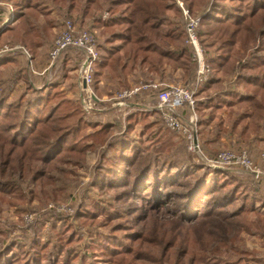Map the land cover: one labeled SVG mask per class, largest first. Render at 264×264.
I'll return each instance as SVG.
<instances>
[{
  "label": "trees",
  "instance_id": "16d2710c",
  "mask_svg": "<svg viewBox=\"0 0 264 264\" xmlns=\"http://www.w3.org/2000/svg\"><path fill=\"white\" fill-rule=\"evenodd\" d=\"M6 1L10 11L0 18V49L20 46L31 62L39 56L48 61L57 19L93 36L99 60L91 88L98 98L112 100L101 88L109 79L132 88L129 77L137 68L160 82L170 79L166 67L181 70L186 80L198 70L173 0ZM182 2L199 20L196 34L209 69L195 86L198 143L208 151L221 140L235 139L252 151L264 150V0ZM79 58L67 50L55 77L36 86L26 77L28 64L19 49L0 55V209L27 198L44 207L61 199L65 190L58 185L71 174L68 167L90 151L97 155L90 189L124 207L78 205L79 226L106 222V233L96 242L83 246L71 225L56 230L52 224L54 246L35 238L6 244L0 246V264H98L86 261L94 254L107 264L247 260L239 242L241 235L253 233L264 240V192L234 170H209L173 156L172 132L163 127L161 112L147 106L154 105L155 91L139 92L116 119L109 110L104 119L85 114L65 93ZM32 161L46 171L33 170Z\"/></svg>",
  "mask_w": 264,
  "mask_h": 264
},
{
  "label": "rangeland",
  "instance_id": "374dc122",
  "mask_svg": "<svg viewBox=\"0 0 264 264\" xmlns=\"http://www.w3.org/2000/svg\"><path fill=\"white\" fill-rule=\"evenodd\" d=\"M176 8H178L177 5ZM0 10H2V14L0 15V18L4 19V16L6 17L7 13L10 11V5L6 0H0ZM55 22L58 25L57 27H55V29H53L54 37L52 38L51 46H53L55 39L62 31L63 20L57 19L55 20ZM74 27L75 30L80 32L78 30L77 25H74ZM16 47L19 48L20 51L27 52L25 49L21 48L20 46H15L13 47V49ZM5 48H8V46H3L0 49V52L3 51ZM70 51H76V50H70ZM76 52L79 53L80 55L79 58V67H80L83 59V53L81 51H76ZM27 54L29 56L28 59L24 56L28 64L27 66L28 74H26L27 75L26 77L29 82H33L36 86H40L41 83L44 81H50L60 71L59 69L60 61L62 59L63 54L58 59L56 65L54 64V66L51 68H49L50 67L49 56H48V61H47V57L45 58V56H39L31 62V55L29 54V52H27ZM79 67L76 70L70 72V75L73 76V79L72 82L71 81L69 82L70 88L67 87V89L65 90L67 98L78 102H79L78 99L79 91L77 89L76 79H77V71ZM141 74L147 75L148 78L150 79L148 78L147 80L143 79V76ZM164 75L169 76L170 79L160 82L157 78L152 79L151 75H148L146 69L139 70L137 68L134 75L132 76L134 80H132V77H129V83L132 88L127 90L122 89L121 86H119L120 84L118 83V81L114 79H109L107 82H103V86H101V88L103 87L102 88L103 91H106L107 89L108 91L111 92L112 94L111 102L113 101L114 96H117L121 92L132 90L138 87L140 84H146L150 81L160 84V87L163 90H168L170 88H182L187 91L191 89H194L195 91L196 85L192 86L190 84V80L193 77L190 78L189 80H186L181 70L174 71L169 67H166L164 71ZM144 81L146 82L144 83ZM48 90L50 91V88ZM96 98L102 99L101 97L100 98L96 97ZM107 99L108 98H105V100ZM193 100H194V114L196 120V124H195L196 128L194 130V134L192 135L193 136L192 140H189L186 137V135L183 134L182 132H172L169 130L170 132H172L171 133L172 141L176 145V150L172 151L174 152L173 156H176L177 158L180 159L188 158L196 164L201 163L205 165L209 170H217V169H212L210 165H206V163L208 161H212L216 159L217 155L222 152H232L236 154L245 153L250 161H252L255 164L258 163L260 156L264 153V150H258L256 152L252 151L248 149V147L239 146L235 142V139L221 140V142L217 146H212L208 149V151H205L201 146V144L198 143L200 141L199 136L197 134L198 133L197 121L199 118L195 110V101L197 100V98H195L194 96ZM101 108H103L105 111H108L106 110L108 106H102ZM110 111L113 112L111 114L110 119L111 118L116 119L121 114L124 113L125 109L109 110V112ZM176 111L180 117L179 119L181 121L182 126L184 127V129L189 131V129L192 126L190 120L194 114L190 112V109L187 104H183V106L178 107ZM104 112L103 114L102 113L93 114L94 118L96 119L108 118V116H104L105 115ZM222 115L224 116V114ZM224 124L225 126H228L229 122L224 121ZM162 125L165 129H167L163 121H162ZM138 130L139 128H136L134 134H137ZM184 141L186 142V144ZM96 162H97L96 153L90 151L87 153L85 160L80 161L78 165L73 164L70 167H68V170L70 171L71 174L68 175L69 177L67 179L62 178L61 181L63 182V184L61 182L58 185V187L65 190V195L61 199H58L57 201L47 203L46 207L41 206L38 201H30L28 198L23 204L17 207L2 206L0 209V246H5L6 244H11V243L24 244L25 242H29L31 239L35 238L39 243L47 244L50 245V247H52L54 246L57 240V237L53 234L51 230L52 224H54L57 227L56 230L60 229L63 225L65 226L71 225V227L77 231V237H80L83 246L87 245L92 241L96 242L98 239L97 236L104 235V233H106V227H107L106 222H102V224L97 225L95 228L85 227L81 225L79 226L77 220L74 217L77 206L78 205L89 206L91 205L90 203H92L93 201L94 203L100 204L102 207H106V208L112 207V208H118L120 210L121 206L123 205L118 202L116 203L109 194L101 195V193L99 194L95 190L93 191L90 189L89 184L91 182V176L93 173L94 166L96 165ZM31 168L33 170L38 169L43 171H46L47 169L46 167H44V165H40V163L35 161H32ZM228 170H234L235 173L250 178L252 181V186L264 192V176L256 179L251 174L245 172L243 169L239 167L230 168ZM24 188L28 189V187H24ZM255 207L258 208V203L255 205ZM260 209L261 211H264V207ZM261 235L262 234L260 233H253L251 235H245V234L241 235V240L239 242L240 245L239 244L238 245L245 250L247 255L246 256L247 260H243L241 264H259V263L264 264V240ZM120 238L123 240L124 243H126V239H124L123 236H120ZM80 250L82 251L81 248ZM90 260L96 261L98 262V264H107L100 262L101 258L99 257V254H94L92 256L88 255L86 261L88 262Z\"/></svg>",
  "mask_w": 264,
  "mask_h": 264
},
{
  "label": "built area",
  "instance_id": "2783aa9c",
  "mask_svg": "<svg viewBox=\"0 0 264 264\" xmlns=\"http://www.w3.org/2000/svg\"><path fill=\"white\" fill-rule=\"evenodd\" d=\"M174 2L178 6L183 18L186 43L193 49L197 59L198 70L190 80V84L195 86L209 75V69L203 61L202 49L196 36V29L198 27L199 20L188 13V11L184 8L182 0H174ZM10 20L11 16H8L5 22H9ZM18 49L19 48L17 47L14 49L5 48L0 52V55ZM69 49L81 51L83 53L82 63L77 71L76 79L81 110L85 114L103 113L105 110L101 108L102 106H100V104L108 102L110 99H97L91 88L94 65L99 60V52L96 49L94 38L88 32H78L75 30L71 21L66 20L63 22L62 31L55 39L49 53V68L53 67L54 64L56 65L61 55ZM21 53L27 59L29 58L27 52L21 51ZM160 88V84L152 81L146 84H140L132 90L123 91L117 96H114L113 101H110L111 103L109 102L110 105L106 110L127 109L129 107V102L139 92L149 90L155 91L157 92L156 100L154 105L150 106L149 109L159 110L161 112L162 120L168 130L172 132H182L189 140H192V135L194 134V130L196 128L193 100L195 94L194 89L187 91L182 88H170L168 90L161 91ZM183 104H187L190 112L194 114V118L191 117L190 120L192 126L189 131L184 129L182 126L179 119L180 117L176 111L177 108L183 106ZM206 165H210L212 169L217 170H228L230 168L239 167L257 179L264 176V153L260 156L258 163L255 164L248 159L245 153L236 154L232 152H222L217 155L216 159L208 161Z\"/></svg>",
  "mask_w": 264,
  "mask_h": 264
},
{
  "label": "crops",
  "instance_id": "0c3cea01",
  "mask_svg": "<svg viewBox=\"0 0 264 264\" xmlns=\"http://www.w3.org/2000/svg\"><path fill=\"white\" fill-rule=\"evenodd\" d=\"M101 98H102V99H105V98H108V99H110V98H109V97H107L106 95H102V96H101ZM147 106H148V108L150 107V105H147ZM104 116H105V115H104Z\"/></svg>",
  "mask_w": 264,
  "mask_h": 264
}]
</instances>
